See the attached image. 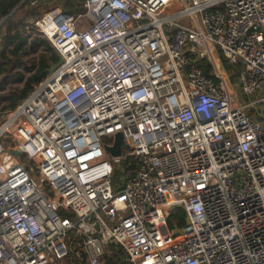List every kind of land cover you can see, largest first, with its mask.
I'll return each instance as SVG.
<instances>
[{"label":"built area","instance_id":"built-area-1","mask_svg":"<svg viewBox=\"0 0 264 264\" xmlns=\"http://www.w3.org/2000/svg\"><path fill=\"white\" fill-rule=\"evenodd\" d=\"M85 9L33 22L63 62L0 122V264H264V0Z\"/></svg>","mask_w":264,"mask_h":264},{"label":"trees","instance_id":"trees-1","mask_svg":"<svg viewBox=\"0 0 264 264\" xmlns=\"http://www.w3.org/2000/svg\"><path fill=\"white\" fill-rule=\"evenodd\" d=\"M23 0H0V22L6 19L0 26L1 50H0V76L8 75L13 82H17L23 87L18 91L8 93L6 96H1L0 101L7 99L8 104L1 109L3 112L15 109L21 104L34 90L35 86L39 85L48 77V69L53 64L59 62L58 55L50 42L47 39L33 38L31 41L23 36V33H28V27L31 22L39 15V9L27 8V4H21ZM63 12L74 17L86 12V0H56ZM18 8V9H17ZM17 9V10H16ZM16 10V11H15ZM15 11V12H14ZM24 12V16L15 21L16 13ZM14 12V13H13ZM14 30V32H13ZM40 46H43L47 55L41 57L37 67L32 70H27V75L21 70L11 74V67L22 69V56L29 52H36ZM11 55V57L7 54ZM7 82L0 84V92H3ZM173 221L178 223V227L182 228L186 224V216L184 211L178 210L172 215L170 226L174 227ZM114 258L110 260V264H114Z\"/></svg>","mask_w":264,"mask_h":264},{"label":"rangeland","instance_id":"rangeland-1","mask_svg":"<svg viewBox=\"0 0 264 264\" xmlns=\"http://www.w3.org/2000/svg\"><path fill=\"white\" fill-rule=\"evenodd\" d=\"M46 5L47 6H42L40 8H38L40 11L39 12H42L44 10H49L51 8L53 9H62L61 6L57 3L56 4V0H48L46 2ZM28 8V7H27ZM40 14V13H38ZM24 16V12L21 11V12H18L16 13V17H15V21H18L19 19H21L22 17ZM38 17V15H37ZM36 17V18H37ZM35 18V19H36ZM34 19V20H35ZM34 20L32 21V23L34 22ZM32 27V25L30 26ZM28 27V33H23V36L25 38H27L28 40H32L33 38L37 37V38H40V39H44L40 33H38L36 30L32 29ZM14 32V30H13ZM9 55V53H7ZM44 55H47V52L45 51L44 47L43 46H40L39 49L36 51V52H31L30 51V48H29V52L26 53L25 55L22 56V69H17L15 66L11 67V74H14V73H17L19 70H21L24 74H28L27 73V70H32L34 67H37L38 66V63L39 61L41 60V57L44 56ZM11 57V55H9ZM220 63L223 64L224 66V71H223V75L226 76V73H231L233 71H236L238 72V66H232L230 64H228L223 58H220ZM238 75H235L232 76V80H231V91H232V94H233V97H234V100L241 103L242 105H248L250 104L251 101H253V98H249V97H246V96H243L242 94H240V92H238ZM3 82H7V85L5 86V89L3 92H0V97L1 96H6L8 93L10 92H15V91H18L20 90L23 85L17 83V82H13L10 77H8V75L6 74H3L2 76H0V84L3 83ZM261 95H264V91ZM256 99V98H255ZM8 104V101L7 99H3L0 101V122L3 120L4 116H5V113L6 112H3L2 111V107L7 105ZM248 114L249 115H253V112L254 110L249 108L248 109ZM124 257H125V254H124V251L121 250V253H120V247H116V254H115V259H114V264H123V260H124ZM60 264V263H58ZM62 264H65L64 262Z\"/></svg>","mask_w":264,"mask_h":264},{"label":"water","instance_id":"water-1","mask_svg":"<svg viewBox=\"0 0 264 264\" xmlns=\"http://www.w3.org/2000/svg\"><path fill=\"white\" fill-rule=\"evenodd\" d=\"M16 11V10H15ZM14 11V12H15ZM13 12V13H14ZM57 53V52H56ZM57 55H58V58H59V62L58 63H56V64H53L52 66H51V68L50 69H48V74L50 75V74H52V73H54L59 67H60V65L62 64V62H63V60H62V58L60 57V55L57 53ZM122 147H123V137H122V135H118L117 136V138H116V145H115V147L114 148H112V149H109V151L112 153V155L114 156V157H119V156H121V154H122ZM15 155H18V152H16V151H14L13 152Z\"/></svg>","mask_w":264,"mask_h":264},{"label":"crops","instance_id":"crops-1","mask_svg":"<svg viewBox=\"0 0 264 264\" xmlns=\"http://www.w3.org/2000/svg\"><path fill=\"white\" fill-rule=\"evenodd\" d=\"M18 9V8H17ZM16 9V10H17ZM6 19H3L1 22H0V26L3 24V22L5 21ZM31 25H33V23L31 22ZM30 25V26H31ZM30 28H32V27H30ZM1 36H2V34H0V50H1Z\"/></svg>","mask_w":264,"mask_h":264}]
</instances>
